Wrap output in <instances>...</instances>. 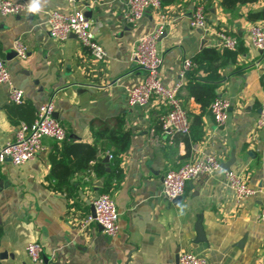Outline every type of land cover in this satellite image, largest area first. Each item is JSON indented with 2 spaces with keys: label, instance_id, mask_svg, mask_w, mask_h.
<instances>
[{
  "label": "crops",
  "instance_id": "0c3cea01",
  "mask_svg": "<svg viewBox=\"0 0 264 264\" xmlns=\"http://www.w3.org/2000/svg\"><path fill=\"white\" fill-rule=\"evenodd\" d=\"M125 1L35 0L34 13H0V58L23 91L22 100L14 102L8 85L0 83V143L13 138L18 124L31 122L38 105L51 99L67 141L97 145L96 157L80 169L78 154L48 136L33 158L20 164L0 161V255L5 253L0 264H41L26 252L32 240L55 264H176L181 251L202 255L207 264H264V127H256L264 102V49L250 42L247 31L251 22L264 21V0L231 10L219 0L162 3L168 24L157 41L160 76L166 85L183 80L179 96L191 119L188 133L173 135L159 124L167 109L161 99L134 105L126 100L127 88L143 77L132 60L136 39L155 26L157 12L148 9L135 25L127 24L121 16ZM199 1L206 8L207 31L189 23ZM56 8L85 12L107 51L104 59L94 58L75 35L64 40L49 35L46 18ZM219 28L238 37L236 47L221 58L215 88L230 101L229 114L217 124L208 111L192 124L199 103L187 93L182 62L204 46L222 51L213 33ZM16 39L27 45L25 58L15 53ZM102 128L130 133L117 161L109 156L114 147L108 139L95 136ZM207 153L221 162L233 154L230 169L241 173L254 193L238 198L220 170L188 180L177 200L163 195L165 171ZM102 191L118 209L113 235L96 222L80 225Z\"/></svg>",
  "mask_w": 264,
  "mask_h": 264
},
{
  "label": "built area",
  "instance_id": "2783aa9c",
  "mask_svg": "<svg viewBox=\"0 0 264 264\" xmlns=\"http://www.w3.org/2000/svg\"><path fill=\"white\" fill-rule=\"evenodd\" d=\"M73 3L75 0H67ZM31 4L24 0H0L1 14H20L30 11ZM157 12V22L147 33L140 35L135 42L132 51V60L143 70V77L138 82L127 88L126 100L130 105L144 104L151 98L161 99L166 104V111L160 115L162 131L173 135L176 131L188 133L191 119L184 108L179 96L183 80L180 78L174 85H166L160 76L162 57L157 48V41L168 24L167 15L162 9L161 0H126L122 10V19L125 23L135 25L148 10ZM191 26L209 30L207 24L206 8L203 2L195 4L189 19ZM47 31L53 38L64 40L70 35H75L81 44L96 59H104L106 49L97 40L92 29L91 19L82 9H74L71 12L60 9H52L46 18ZM250 42L257 48L264 49V21H253L247 28ZM215 44L219 47L234 49L238 43V37L222 29L213 31ZM16 54L25 58L28 53L27 45L19 39L14 41ZM192 66L191 58H185L182 62L181 76ZM264 75V66L262 69ZM0 83L8 85L9 98L14 102H20L23 91L14 85L11 72L3 58H0ZM230 101L222 94H217L211 104L210 112L217 124H223L229 114ZM256 127H264V102L261 103L256 118ZM153 132V130H152ZM52 137L61 141L66 137V130L62 123L54 116V104L48 99L38 105L35 117L31 122L21 121L13 138L0 143V161L9 159L14 164L23 163L33 158L43 147V138ZM151 138H156L152 134ZM109 156H112L109 153ZM223 171L228 185L235 191L238 198L249 197L254 193V188L246 181L243 175L233 169H225L221 160L215 153H207L203 156L189 159L176 168L168 169L161 178V191L168 199H174L184 191L188 180L200 174H213ZM94 214L87 213L80 221L82 227L91 222L98 223L104 233L113 235L118 229V209L109 192H99L92 199ZM264 217V211L261 212ZM25 249L31 260L41 264H55L52 260H45L43 247L40 242L32 240L26 243ZM160 264V263H155ZM176 264H207L206 258L193 251H181Z\"/></svg>",
  "mask_w": 264,
  "mask_h": 264
},
{
  "label": "trees",
  "instance_id": "16d2710c",
  "mask_svg": "<svg viewBox=\"0 0 264 264\" xmlns=\"http://www.w3.org/2000/svg\"><path fill=\"white\" fill-rule=\"evenodd\" d=\"M172 0H161L162 3L169 2ZM202 1V0H200ZM199 1V2H200ZM221 5L227 9H233L238 3L251 2L255 0H219ZM229 48H224L222 51L215 46H204L198 53H196L192 58V66L186 71V81L185 87L188 95L193 96V98L199 103V112L194 113L193 123H199L201 121V116L210 111V104L213 98L217 95L216 85L217 80L220 78L218 68L221 64V58L225 54V50ZM198 69L203 70L204 74L197 73ZM159 124L162 128L161 121ZM191 127V126H190ZM180 132V131H176ZM175 132V133H176ZM96 138L100 136L106 137L108 141L114 147V160L117 161L118 154L123 152L128 145L130 133L125 129L115 128H102L100 130L94 131ZM63 147L73 149L75 153L78 154V161L76 163V168L80 169L89 165V161L94 159L97 154V145L95 143L89 142H68L67 136L60 141ZM52 174L53 168L51 170ZM116 177L121 176V168L116 165ZM2 228L0 226V234Z\"/></svg>",
  "mask_w": 264,
  "mask_h": 264
},
{
  "label": "water",
  "instance_id": "95a60500",
  "mask_svg": "<svg viewBox=\"0 0 264 264\" xmlns=\"http://www.w3.org/2000/svg\"><path fill=\"white\" fill-rule=\"evenodd\" d=\"M165 32V31H164ZM163 32V33H164ZM15 53H16V51H15ZM232 158H234V155L232 154V157H231V159H228V160H226V161H222V165H223V167L225 168V169H230V164H231V160H232ZM108 159V156H105V158H104V160H107ZM98 194V192L96 193V195ZM181 197V195H178V196H176L173 200H177V199H179ZM92 213L94 214V206H93V204H92ZM200 229V228H199ZM2 254H5V253H2ZM1 254V255H2ZM1 255H0V257H1Z\"/></svg>",
  "mask_w": 264,
  "mask_h": 264
},
{
  "label": "clouds",
  "instance_id": "9594fccd",
  "mask_svg": "<svg viewBox=\"0 0 264 264\" xmlns=\"http://www.w3.org/2000/svg\"><path fill=\"white\" fill-rule=\"evenodd\" d=\"M37 6H38V5L35 3V0H34L32 6H31V8H30V11H34V10L37 8Z\"/></svg>",
  "mask_w": 264,
  "mask_h": 264
}]
</instances>
